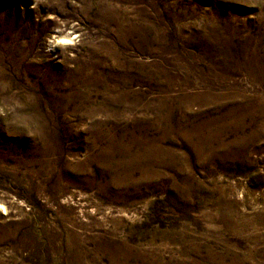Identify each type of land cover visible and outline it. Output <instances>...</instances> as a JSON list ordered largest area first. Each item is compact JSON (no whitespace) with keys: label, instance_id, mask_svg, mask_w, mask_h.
Returning <instances> with one entry per match:
<instances>
[{"label":"rangeland","instance_id":"rangeland-1","mask_svg":"<svg viewBox=\"0 0 264 264\" xmlns=\"http://www.w3.org/2000/svg\"><path fill=\"white\" fill-rule=\"evenodd\" d=\"M0 264H264V0H0Z\"/></svg>","mask_w":264,"mask_h":264},{"label":"bare ground","instance_id":"bare-ground-1","mask_svg":"<svg viewBox=\"0 0 264 264\" xmlns=\"http://www.w3.org/2000/svg\"><path fill=\"white\" fill-rule=\"evenodd\" d=\"M61 39H63V40H65V38H61ZM214 98V97H213ZM193 99V98H192ZM190 100V101H193V100ZM221 134H222V132L220 131H218L215 135H212L211 137H208L207 139H205V142H207V143H211L212 141H213V139L212 138H216V139H218V138H220V136H221Z\"/></svg>","mask_w":264,"mask_h":264}]
</instances>
